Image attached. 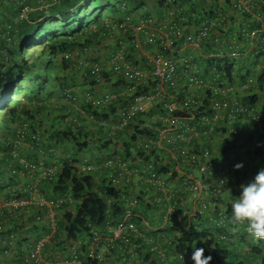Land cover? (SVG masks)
I'll return each instance as SVG.
<instances>
[{
  "label": "trees",
  "instance_id": "1",
  "mask_svg": "<svg viewBox=\"0 0 264 264\" xmlns=\"http://www.w3.org/2000/svg\"><path fill=\"white\" fill-rule=\"evenodd\" d=\"M35 1V3L33 0L28 1L30 6L32 5V13L29 17L18 21V6L13 1L7 0L9 3L7 8L10 9L12 20L4 27L3 37L0 39V238L5 237L4 233H8L6 235L9 239L11 235H16L15 232L20 234L23 227L17 226V223L14 224L13 218L29 211L33 215L32 220L40 226L46 216L49 218L51 231H46V235L43 236L45 240L54 243L60 241L61 244H64V241L78 242L80 240L83 246L79 243L76 247H78L77 252L80 254L82 264H98L88 257L89 251L93 248L91 247L94 238L92 231L96 228L101 238L107 241L109 238L107 226L121 221L126 211L127 201L136 200L138 202L133 210L138 232L131 235V242L136 249H140L137 241L143 237V234L139 229V217L135 209L145 200V197L143 192L131 198L127 197L119 188L120 179L117 176V171L121 170L126 163L125 159L137 157L142 163L153 167L150 169L149 180L153 174L159 176L158 180H154V185L160 190L156 197L160 198L158 201L161 208L167 205L166 211L172 213L171 220L167 221L171 227L168 232H173L176 217L186 205L185 193H189L192 200L193 194L198 198L200 195L209 197V202L204 201L205 208L200 205V212L195 215L196 223H191L189 228L182 230L180 236L174 234L170 240L171 246L178 254L191 252L194 247H203L205 256L213 257L212 264H264L262 240L256 245L245 226L241 225L237 231H233V226L228 224L227 219L231 212L230 200L239 196L240 186L250 183L257 173L264 169V135L254 131L255 120L251 122L249 128L244 130V133L238 130L232 133L231 141H224L219 154L213 155L212 158L211 152L209 153L210 159L205 165L212 174L203 175L200 166L204 164V161L199 162L196 167L194 165L196 171L199 170V174L194 177L195 180L185 179L179 187L181 191L171 195L170 200L167 201V193L163 190L169 182L178 179L177 169L188 173L191 162L187 157L192 153L185 154L184 159L179 158L177 162L178 160L175 159L176 157L173 158L172 154L176 156L178 146L175 143H169L170 146L166 147L169 153L164 154L167 149L158 143L159 125H147V119L151 117L147 118V112L137 111L133 116L123 115L124 109H127L134 96L151 94L162 82L160 77L153 76V72L152 75L144 73L147 81L143 82L137 90H129L136 84L129 79L130 72L142 70L138 68L139 64L145 62L144 57L141 56V48L151 45L147 41L152 35L153 38L158 37L160 33L164 36L171 25L174 28H183L184 35L191 34L195 39H199L201 46L198 49L205 56L202 58L201 54L198 55L197 59H193L194 62L198 63L200 59H203L202 66L211 69L216 65L230 76L234 72V63L226 59L217 61L212 57H206V54L215 49L213 42L218 39L217 32L223 35V39L219 37L221 46L225 45L224 39L227 38V32L222 20L229 17L234 21L235 18L239 19L240 14L245 18L241 22L239 35L248 36L245 42L250 46V50L254 49L256 44L260 46V50L263 49L264 42L261 43V40H264V33H259L254 39L250 38V33L262 30L264 26V0H250L255 4L250 11L238 10L235 6L238 0H199L200 4L196 3V0ZM156 11L170 13V22L162 26L164 29L162 28L159 34L158 29L154 30L155 33L152 32V27H156L154 18ZM234 12H237L236 15ZM137 15H140L141 19L136 23L134 19ZM258 16L262 19H257ZM143 20H151L153 23L148 26L146 34L136 35L132 27ZM212 22H215L213 27H211ZM123 24L124 27H121ZM245 24L249 27L247 28L250 33L246 31ZM192 26H195L196 30L188 33L186 28ZM208 27L210 30L205 32L204 30ZM232 27L234 24L231 26V32ZM201 32H205L206 36L205 34L203 37L200 36ZM239 37L238 40L235 36L231 39L238 45L241 41ZM177 41H180L182 49L187 48L183 40ZM155 44H157L156 41L153 45ZM173 46H176V43ZM96 48L101 52L100 54L110 51L109 67H104L99 58L97 60L89 55L91 49L93 54ZM262 54L263 52L260 53ZM160 55L175 63L178 68H180L179 62L184 67L193 62L191 58H188L191 55L185 56V54L179 55L178 60L175 61L176 55L168 46L160 50ZM117 56H123L124 65L118 61L115 62ZM192 75L198 77L203 84L199 72ZM259 80L261 83L264 82V71L261 72ZM109 85L114 88L124 87L126 93L119 96V93L110 92L107 95L117 97L111 102L104 103L103 99L107 95L100 100L92 96L90 100L76 92V89L81 88L78 90L86 89L89 90V94H92L98 87ZM210 94V91H207L205 100L199 99L200 104L197 109L176 111L174 116L186 121L195 117L199 122L204 114L211 113L207 105ZM128 98L130 102H127ZM256 98L258 97H253L254 100ZM60 99H65L64 103H59ZM78 103H81L82 110L90 116L92 122L82 128L75 125L65 130L63 125L69 115V107ZM122 103L125 104L121 112V125L126 121L122 130L126 133L122 144L125 159L122 161L117 159L118 162L107 164V169H110V173L107 174L108 181L104 180L103 185L100 186L95 171L85 170L87 164L92 161L87 158L96 147L108 149L119 144V137L114 136L113 133L115 130L107 125L110 116L116 115L118 106ZM229 107L234 105L229 102ZM161 114L166 116L172 113L162 108ZM77 119L81 121L82 118ZM180 128L185 131L182 125ZM240 134L246 138L247 144H251L247 151L251 161L246 164L243 162L244 167L236 170L235 165L242 163L237 162L238 159H236L237 155L240 156L237 152L241 149L238 139ZM149 141H152V144ZM57 146L63 148L64 152H62L61 161L54 165L49 162L48 157L57 154ZM160 153L163 155L161 156ZM15 154L35 165L42 163L46 167L56 168L54 181L40 180L37 183L40 192L46 198L65 200L61 208L56 211L54 219L57 223L56 229L52 227L50 211L46 207L31 205L23 210L15 211L8 206L11 199L24 197L25 186L34 181L28 178V171H25L19 160L14 157ZM74 154L78 156L77 159H73ZM219 155L223 161L219 159ZM215 166L225 167L228 171V176L222 185H216L210 193H201L192 189L198 180L205 184H209L208 180H214ZM111 175L119 179L118 185L113 184L109 179ZM211 205L213 211L210 216L206 211ZM149 226L147 224V227ZM115 250L113 249L111 254L116 252ZM152 250L151 254L146 255L147 264H169L168 255H160V258L150 262L149 258L152 259L153 254L159 249L155 247ZM71 255L67 258L68 260L72 259L73 253ZM251 256L256 263L251 261ZM110 257L109 255L108 259ZM261 257L262 262H260ZM138 258L142 259L139 252Z\"/></svg>",
  "mask_w": 264,
  "mask_h": 264
},
{
  "label": "crops",
  "instance_id": "2",
  "mask_svg": "<svg viewBox=\"0 0 264 264\" xmlns=\"http://www.w3.org/2000/svg\"><path fill=\"white\" fill-rule=\"evenodd\" d=\"M196 3L200 4L199 0L195 1ZM9 6V3L7 0H0V39H2L3 35V29L7 25V21H5L6 17L10 15V9L7 7ZM159 13V14H157ZM155 24L156 27L153 28V33L155 29H158V34L161 32V29L164 27V24L169 23V12L163 11V12H155ZM11 16V15H10ZM140 15H137V17L134 19V21L137 23L140 21ZM247 24V23H246ZM158 25V26H157ZM163 26V27H162ZM164 29V28H163ZM228 32L226 35L230 33V28H228ZM196 30L195 26H192L190 28H186V31L193 32ZM150 33V32H149ZM161 34V33H160ZM159 34V35H160ZM225 35V34H224ZM226 37V36H225ZM149 39V42L151 43V39ZM171 41L172 43H170ZM169 45L172 49L173 53L176 55L175 61L178 60L179 55L185 54V56H189V59H197L201 54L202 58L205 57L202 52H200V49L197 50L194 47L186 48L185 50L182 49V46L180 45V41H177L176 39L172 38L170 39ZM225 45H227L228 49L223 47L222 50L219 53H215L214 60H229L230 62L234 63V72L232 75L227 76L225 71L222 69H219L218 66H213L211 69H207L206 66H202L203 59L199 60L198 63H195L194 60L191 64L190 74L199 72L203 79V86L201 88L196 87H190L189 85H186L187 80V74L185 72V67L182 65V63L179 62L180 65V72L177 77H175L176 80V86L170 88V86L167 84L165 88H157L155 90V93H157L158 97L155 99L154 104H145L143 111L141 112H147V118L150 116V120L147 119V125H159V133L158 136H162V139H159L158 142L163 147H169V143H175L177 147V153L176 156L172 154V157H176L179 162V158L184 159V155L187 153H203L205 151H208V153L211 154V157L213 155H216L217 152H220L223 147V143L225 140L231 141L232 133H235L236 130L241 133H244V130L248 128L255 119H262V116H264V82L261 83L259 80L260 74L262 71H264V58L261 59V65L257 66L253 71L251 69L246 68L243 66V59H235L233 58L230 53L232 49L230 48L229 41L224 39ZM153 42V41H152ZM176 43V46H173V44ZM178 43V44H177ZM182 43V42H181ZM152 44V43H151ZM241 46V45H240ZM216 48V47H215ZM141 56L144 57L145 62L143 64H139L138 68L142 69L146 74L152 75L153 68L149 65V63L146 60V56H151L153 54H157V52L160 51L159 48L154 47L152 45H148L146 47L141 48ZM94 53L92 54V49L89 53L90 56H94L95 58H99L101 64L104 67H109L110 62L109 61V52H99L98 48L94 49ZM177 52V53H176ZM209 54H206V57H211L213 54L212 52H208ZM102 55V56H101ZM141 57V59H142ZM193 57V58H192ZM84 59V58H83ZM86 59V58H85ZM84 59V60H85ZM139 59V60H141ZM87 60V59H86ZM242 62V63H241ZM110 63V64H109ZM125 63V62H124ZM188 73V72H187ZM219 73V75H217ZM216 75L219 77L221 82H224V86L219 87L221 83H218L214 80L213 76ZM248 76L255 78V84L248 90L245 91L242 88V85L245 83ZM229 85L232 87V91L228 89L227 86ZM81 89V88H78ZM76 89V92L83 95V98L88 99L89 96H93L95 99L100 100L104 97V95L112 93H119V96H123L126 93V90H124V87L114 88L111 85L109 86H101L98 87L94 93L89 94V90L82 89L78 90ZM215 89L220 91V100H230L231 104H234L233 102L239 101L241 108H243L245 111L240 112L238 115L240 121L239 122H231L230 120V108L223 109L219 111V114L216 115L215 113H208L204 114V116L201 117V120L198 122L195 117L191 118L190 120L187 119L186 124L189 126L187 127L186 131H183L182 128L177 126L176 120H173V116L171 115H162L161 109H162V103L164 102H174L177 100V98H185L186 96H193L198 99L205 100L206 98V92L208 90ZM86 90V91H85ZM210 91V93H211ZM256 96V100L253 99V97ZM60 97V96H59ZM58 97V98H59ZM117 97V96H116ZM209 97V96H208ZM126 98V96L124 97ZM127 102H130V99H126ZM56 102V101H55ZM209 103V102H208ZM125 103L120 104L118 106V111L116 115H112L109 118L108 127L114 129L113 131L114 136H118L119 138V144L109 147L108 149L100 147H96L93 152L88 156L87 160L90 161V164L88 165H98L99 169L95 172L96 178L100 186L103 185V181H108L107 174L110 173V169H107V164L109 163H115L117 159L124 160L123 158V140L125 139L126 133L123 132V124L121 125L122 120V107ZM208 105V104H207ZM69 115L67 116V119L65 121V124L63 125L65 130L68 129L70 126H79L80 128L84 127L88 122L90 121V116L86 114L82 110L81 103L76 104L74 107L71 105L69 107ZM77 112L79 114L77 115ZM82 118L81 121H79L77 118ZM79 121V123H77ZM207 125V127H206ZM185 132L184 134V140L178 139L177 135L178 133ZM188 138V141H187ZM239 144L241 145L240 149V156L237 155L236 159L237 162H244L246 164L247 162L251 161V156L249 157L247 154V151L251 147L249 144H247L246 138L243 137V134H240L239 136ZM243 139V140H242ZM105 141V140H104ZM241 141H244L247 146L244 147V145L241 143ZM66 146V145H65ZM166 148V149H167ZM161 149V148H160ZM164 150V148H162ZM57 154L53 157H48V160L50 163L57 165L58 162L61 161L63 157H61L62 152H64V149L57 146ZM169 149L164 151V154L169 153L167 152ZM242 152V153H241ZM162 156L163 153H160ZM65 158V157H64ZM213 158V157H212ZM93 161L96 163L93 164ZM126 163L121 168V170L117 171V176L120 179L119 188L120 190L125 193V195L129 198L132 196H136L141 194L143 192L145 200L141 202V204L136 208V212L138 215V225L140 232L143 234V237L137 241L138 247L140 249H136L135 247H132L136 251H138L141 254L142 259H146V255H149L153 252L152 249H155V247H158V251L153 254L152 259L149 258V261L152 262L154 259L160 258V255L164 253L165 255H168V261L169 264H191V252H187L185 254H178L175 248L171 246L170 240H172L174 234L179 235L182 233V230L185 228H189L191 223H196L195 215L197 212H200V205L201 202L208 201L209 197L201 196L198 199L192 200V197L189 193H185V198L187 199L186 205L181 210V214L178 213L177 219L175 221V226L172 229V233L168 232L171 227L167 224L166 217L169 214L166 211V206L162 207L159 205L160 199L159 197H156V194L160 190L156 185L151 183L150 178V169L153 168L151 165H146V163H142L137 157H129L125 159ZM118 162V161H117ZM200 160L194 163H189L191 167L190 170L185 172L181 171L179 169V177L178 179L169 182V185L165 187L163 191L167 193L166 200L169 201L171 195L179 193L181 191V188H179L182 185V182L185 179L192 178L195 180V175L199 174L196 171L195 168L196 165ZM177 164V163H176ZM195 165V167H194ZM106 167V168H103ZM194 169V170H193ZM187 177H186V176ZM208 180V179H207ZM221 181L220 177L214 178V180H208V183L210 186L215 187L216 185H219ZM102 183V184H101ZM151 184V185H150ZM169 187V188H168ZM153 198L155 200H153ZM157 200V201H156ZM129 201V200H128ZM127 201V203H128ZM164 202L165 199H163ZM167 204V203H166ZM183 211V212H182ZM213 211V206L211 205L209 207V210L206 211L207 214L211 216V212ZM186 214V216H185ZM1 218V214H0ZM33 215L31 212H23L18 215H16L13 218V223L17 226L23 227L19 234L16 233V239L11 241L4 233L5 237L2 239L0 238V264H37L36 260L32 258V252L35 249V247L41 242L45 241L43 249L41 251V257L42 260L39 264H50L53 262H56L57 260H65L67 258H70L73 253V248H75L81 241L78 242L74 241H64V244H61L60 241H57V243L45 240L43 237L46 235V231H51L49 218L46 216L45 219H43V223H41V226L34 222L32 220ZM1 220V219H0ZM143 220V221H141ZM48 221V222H47ZM149 221V222H148ZM145 224V226H144ZM147 224L150 225L147 227ZM35 225L37 227H35ZM14 226V225H13ZM210 228V227H208ZM177 229V230H176ZM213 229V228H212ZM28 239V240H27ZM138 239V238H137ZM172 242V241H171ZM83 246V243H81ZM75 246V247H74ZM137 247V248H138ZM116 252H113L111 254V257L107 261L106 264H134L136 261L132 254L130 255L129 251H121L119 249L115 250ZM167 257V256H166ZM35 261V262H34Z\"/></svg>",
  "mask_w": 264,
  "mask_h": 264
},
{
  "label": "built area",
  "instance_id": "3",
  "mask_svg": "<svg viewBox=\"0 0 264 264\" xmlns=\"http://www.w3.org/2000/svg\"><path fill=\"white\" fill-rule=\"evenodd\" d=\"M19 8L18 14H17V20H23L27 19L29 15L31 14L32 8L30 7L29 0H11ZM240 5V6H239ZM238 10H245V11H250L253 6L255 7V4L253 2H250V0H238V3L235 5ZM252 13H254L252 11ZM256 17V16H255ZM262 19L261 17H257V19ZM153 23V22H152ZM151 20H143L139 24H136L132 27L133 31L135 32L136 35H143L147 33L148 26L151 24ZM215 22L211 23V27ZM264 25V24H263ZM124 27V24L121 26ZM168 33L165 34L164 36L160 35L156 37L161 44L165 45L167 41H169L171 38L174 39H185V44L192 45L195 48H199L201 46L199 39H195L194 35H184V29L181 27H173L172 25L167 28ZM210 30V27L205 29L204 31L208 32ZM171 31V32H170ZM201 32L200 36L203 37V34L206 33ZM249 32V31H248ZM263 32L264 33V26L262 30L259 31H252L250 33V38L254 39L257 38L258 34ZM248 33V34H249ZM199 36V37H200ZM156 38L151 39L152 41H156ZM264 40H261V43H263ZM147 43H150L147 41ZM215 45H217L219 48H221V41L220 39H215L213 42ZM230 48L231 49H236L234 52V56H240L241 53L239 51V48L237 43L235 41L229 42ZM261 52L264 54V48H261ZM148 58V63L153 67V76L154 77H160L163 83H166L167 81L174 86L176 83L175 77L178 74V66L171 62L170 60L166 59L164 56L158 54L156 56H147ZM119 62L122 65L125 64V60L123 56H117L115 62ZM186 62V60H185ZM187 63V62H186ZM129 79L131 81H135L136 84L134 87H131L130 90H137L139 86L145 83L147 80L144 77V72L142 70H135L131 71L129 75ZM188 84L190 86H194L197 88H201V81L198 77L195 76H189L187 78ZM253 79L249 78L246 82L245 85H243V89H248L249 86L253 83ZM116 96H110L107 95L103 100L104 103L111 102ZM158 97L157 94L151 93V94H144V95H137L134 97L133 101L130 103V105L127 107V109H124L123 115L125 116H133L137 111H143V108L145 104H153L155 99ZM220 97V91L219 90H213L212 92V97L210 99V106L211 110L218 115L219 111L222 109L230 108V117L232 119H236V116L239 112H243V110L240 108V105L237 102H233L234 107H229V102L230 100H222L218 101V98ZM88 99H92L91 96L88 97ZM199 99L193 97V96H186L184 99H179L177 98V101L169 103V104H164L165 108L168 109L170 113H173L176 110H182V111H191L192 109H197L199 107ZM125 110L127 111L125 113ZM173 120H176L177 126L180 127L182 125L184 129L189 126L188 124L185 123L184 120L182 119H176L173 118ZM126 123V121L124 122ZM123 123V124H124ZM185 129V131H186ZM254 131L256 133H259L260 135H264V125L262 123L261 119H255V125L253 127ZM178 139L184 140V132L178 133L177 135ZM162 136H159V139H162ZM150 144H152V141H149ZM159 143V142H158ZM160 144V143H159ZM14 157L19 160V163L22 165L25 171H28V178L33 179L34 181L30 182L25 186V189L23 190L25 196L22 198H13L8 202V206L15 210H23L25 208H28L31 205H36L40 208L46 207L50 211V218L52 219V227L56 229L57 223L55 222V217H56V211L61 208L62 204H64L65 200L64 199H48L46 198L39 190L37 183L40 182V180H46V181H54L56 178V168L54 167H46L42 163L39 165H35L31 162H29L26 158L19 156L18 154H15ZM204 158V164L200 166V171L203 173V175L207 174H212L211 170L208 168L205 163L209 162L210 156L208 151L204 152L200 158ZM199 156L195 154H191L187 157L188 161L191 163H194ZM111 164V163H109ZM99 167L95 165H87L85 167V170L87 171H97ZM215 171L214 175L215 177H220L221 181L223 182L226 177L228 176L227 170L225 167L221 166H215ZM155 178V175H153ZM110 179L112 180L113 184H118L119 180L115 177V175H111ZM192 189L198 190L205 193H210L213 191V189L210 187L209 184H205L202 181H197L194 186H192ZM138 201L134 200L131 201L130 206L134 207L137 204ZM40 218H38L39 220ZM108 233H109V238L107 241L103 240L101 236L99 235V231L96 230V228L92 231L94 238L92 239V246L93 247L89 253L88 257L92 261H96L98 264H106L107 261L109 260L108 257L109 255L111 256V251L113 249H119L123 250L124 252L127 250L130 252V255L132 254L133 258L138 257V253L132 248L134 247L132 242H131V235L134 233L138 232V228L135 222V214L133 213V210L131 208L126 209L125 214L123 216V219L119 221L116 224L113 225H108L107 226ZM11 241L16 239V235L13 234L10 236ZM104 241V242H103ZM45 241H41L33 250L32 252V258L36 260V263L39 264L42 260L40 259L41 257V251L43 249ZM50 264H82L80 261V254L77 252V249H74L73 252V257L71 260L65 259V260H57L56 262L50 263ZM135 264H147L146 262L139 261Z\"/></svg>",
  "mask_w": 264,
  "mask_h": 264
},
{
  "label": "clouds",
  "instance_id": "4",
  "mask_svg": "<svg viewBox=\"0 0 264 264\" xmlns=\"http://www.w3.org/2000/svg\"><path fill=\"white\" fill-rule=\"evenodd\" d=\"M160 36V35H158ZM157 39V38H156ZM172 39V38H171ZM177 40V39H176ZM179 40H183L184 42V45L185 47L189 48V47H193L192 45H188V44H185V39L184 38H181ZM170 43H172L171 41H169ZM169 42L167 41L165 45L161 44L160 41L157 42L156 40V43L155 45H153L155 42L153 41L151 45H153L154 47H157L159 48L160 50L163 48V47H166L168 46L170 50H172L170 48V45H169ZM215 45V44H214ZM215 49L213 50V54L211 55L212 58H214L216 55L215 53H219L221 51H224L222 50L224 46H221V48H219L217 45H215ZM240 47V46H239ZM256 46H254L255 48ZM195 48V47H194ZM197 49V48H195ZM199 50V49H198ZM236 49H232L230 55L235 58V59H240L242 58V53L240 51V48H239V51L241 53L240 56H234V52H235ZM250 50V49H249ZM225 52V51H224ZM160 54V51L157 52V54H153L151 55L152 57L153 56H156ZM261 56H264V54H262ZM260 56V57H261ZM146 60L148 62V58L146 56ZM113 64V63H112ZM124 65V64H123ZM150 65V64H149ZM151 66V65H150ZM153 68V67H152ZM178 74L180 72V68H178ZM190 69H191V64L187 67H185V72L187 74V78L189 76H193L192 74H190ZM143 71V70H142ZM144 72V71H143ZM188 72V73H187ZM145 73V72H144ZM177 74V76H178ZM217 75H219V73H217ZM176 76V77H177ZM214 80L217 81L218 83H221L219 85V87H222L224 86V82H221L219 77L214 75L213 76ZM251 78L253 79V83L249 86L248 89H244L245 91H248L252 86L253 84H255V78L254 77H251V76H248L245 83L243 85L246 84L247 80ZM169 85L170 88L172 87H175L176 86V83L174 86H172L170 83H163L161 82L160 85H158L157 88H165L166 85ZM186 85H189L188 84V81L186 80ZM243 85H242V88H243ZM190 86V85H189ZM201 86H203L202 82H201ZM190 87H194V86H190ZM227 87L228 89H230V91H232V87H230L229 85L225 86ZM197 88V87H196ZM130 90V89H129ZM214 89L211 90H208V91H211V94L210 96L208 97V100H209V104H208V107H209V110L211 113L214 114V112L211 110V106H210V99L212 97V92H213ZM154 94H157L155 92H153ZM147 94H150V93H147ZM189 96V95H188ZM92 97V96H91ZM135 97V96H134ZM133 97V98H134ZM196 98V97H195ZM179 99H184V98H179ZM198 99V98H197ZM133 101V100H132ZM177 101V100H176ZM218 101H222L220 100V97L218 98ZM175 102V101H174ZM235 102V101H234ZM239 105H240V102L239 101H236ZM172 103V102H170ZM154 104V103H153ZM164 104H169L168 102H164L162 103V108H165ZM240 108H241V105H240ZM166 110H168L167 108H165ZM229 110V108H226ZM243 110V112L245 111L243 108H241ZM223 110V109H222ZM176 111H182V110H176ZM174 111L171 116H173L174 118H176L174 116V113L176 112ZM170 113V112H169ZM240 113V112H239ZM238 113V114H239ZM176 119H181V118H176ZM184 121H186L185 119H182ZM230 120H233V121H237L239 122L240 119L238 117V115L236 116V119H232L230 117ZM262 123L264 121V116H262ZM254 125H255V121H254ZM254 127V126H253ZM249 128V127H248ZM247 129V128H246ZM259 135V134H258ZM206 152V151H205ZM204 153V152H203ZM203 153H194L195 155L199 156V158L195 161L197 162L198 160H200V162H202L203 160L202 157L200 158V156L203 154ZM96 166V165H95ZM98 167V165H97ZM244 167L243 163H237L235 165V168L236 170H240ZM98 171V170H97ZM155 175V174H153ZM153 175H151V183L153 182V184H155V181L154 180H158L159 176L158 175H155V178L153 177ZM216 178V177H215ZM227 178V177H226ZM109 179H110V176H109ZM118 179V178H117ZM119 180V179H118ZM226 180V179H225ZM200 181V180H198ZM222 181H220L219 183V186L222 185ZM119 184V183H118ZM117 184V185H118ZM213 190H214V187L210 186ZM241 191H240V194L239 196L237 197H233L231 200H230V208H231V212L228 216V224L229 225H232L233 228L232 230L233 231H237L238 230V227L243 225L246 227V231L247 233L254 239V240H264V169H261L257 175L255 176V178L250 182L248 183L247 185H241ZM193 198L194 199H198L197 195L193 194ZM201 197V195H200ZM131 201H134V200H129L128 204H127V207L126 209L128 208H131L133 210V207L130 206V203ZM137 205V204H136ZM201 206L202 208H205V204L204 202H201ZM135 207V206H134ZM133 213L135 214L134 210H133ZM171 212H169V214L167 215L166 217V221H170L171 220ZM181 214V212H180ZM136 216V215H135ZM137 224V223H136ZM97 230V229H96ZM77 250H78V247H75ZM73 248V252H74V249ZM116 249V248H115ZM135 250V249H134ZM136 251V250H135ZM137 252V251H136ZM138 253V252H137ZM162 256H164L165 254L162 253L161 254ZM136 261L134 262L137 263L138 260L139 261H143V262H147L146 259H139L138 257L137 258H134ZM212 260H213V257L211 255H207L205 256V248L203 247H194L193 248V251L191 253V264H212Z\"/></svg>",
  "mask_w": 264,
  "mask_h": 264
},
{
  "label": "rangeland",
  "instance_id": "5",
  "mask_svg": "<svg viewBox=\"0 0 264 264\" xmlns=\"http://www.w3.org/2000/svg\"><path fill=\"white\" fill-rule=\"evenodd\" d=\"M35 2L36 1L33 0V3H35ZM30 7L32 8V5ZM31 13H32V11H31ZM234 13L236 15L237 12H234ZM238 18L239 19H237V20L235 18L234 21H232L229 17L226 18V20L225 19L222 20L224 22L225 32H228V30H229L228 28L231 29L232 24H234V27H232L233 31L232 32L230 31V33L228 35H226L227 36L226 39L229 40V42H232V39L231 38H233L235 36L237 38V40H238V37L240 36L239 38H241V41H239L238 43L241 45L240 51L242 53V58H244L242 60L243 63L242 62L241 63L244 64L243 65L244 67L246 65V68L251 69L253 71V69H255L257 66L261 65V59H263L264 56H262V58L259 57V56H261L260 55L261 50H260V46H258L257 44H256V47L254 49L249 50L250 49V46H248L247 45V42H245V40L248 38V36H246V35H243V36L242 35H239L240 30H241V26L240 25H241V22H242L243 18H245V17L240 14ZM11 20H12V18H11L10 15H8L6 17V19H5V21H7V23H9ZM244 26L246 27V31L248 32L249 31V29H248L249 27L246 26V24ZM216 35L218 36V38L221 37V39H223V37H222L223 35H220V32H217ZM229 35H232V37H229ZM224 44H226V43H224ZM224 47L226 49H228L227 45H224ZM64 100L65 99H62V100L60 99L59 100V103H64ZM72 105H73V107L75 106L74 104H72ZM90 120L92 121V119H90ZM241 143L244 145V147L247 146V144L244 141H241ZM237 152L240 153V150H238ZM216 154H219V152H217ZM72 157H73V159H77L78 158V156H75V154ZM219 159L221 161H223V158L220 155H219ZM95 163L96 162L93 161V164H95ZM254 241H255V244L258 245V241L257 240H254ZM259 241H261V240H259ZM262 242H263V247L262 248L264 249V240H262ZM256 259H258V258H256ZM251 261H255V263H256V260L254 258H252V256H251ZM262 261H263V258L261 259L260 262H262Z\"/></svg>",
  "mask_w": 264,
  "mask_h": 264
}]
</instances>
